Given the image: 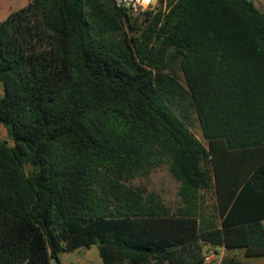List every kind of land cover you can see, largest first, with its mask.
Masks as SVG:
<instances>
[{"label": "trees", "instance_id": "obj_1", "mask_svg": "<svg viewBox=\"0 0 264 264\" xmlns=\"http://www.w3.org/2000/svg\"><path fill=\"white\" fill-rule=\"evenodd\" d=\"M11 7L0 9V124L13 141L0 139V264H61L94 245L106 264H203L221 246L264 256V11L169 0L126 30L115 0ZM166 162L175 209L128 184Z\"/></svg>", "mask_w": 264, "mask_h": 264}, {"label": "rangeland", "instance_id": "obj_2", "mask_svg": "<svg viewBox=\"0 0 264 264\" xmlns=\"http://www.w3.org/2000/svg\"><path fill=\"white\" fill-rule=\"evenodd\" d=\"M31 1L32 0H1L0 9L1 8L3 9V6L5 4L10 3L12 4L11 12H14L27 7ZM168 3L169 0H157L155 4H152L151 7L149 6L145 11L141 9H138L137 11L135 10L125 11L128 15L127 19L126 18L124 19V25L126 30H129L128 18L131 23H134L135 18L138 17L141 19L142 17H144V13L147 11L156 13L162 10V12H165L167 10ZM176 76L181 82L184 81L183 74L178 68H176ZM4 95H5L4 86L2 83H0V97H3ZM190 129L192 133L201 142L207 145V141L205 140L203 135L202 127L199 121L196 119L195 115H194L193 124L191 125ZM0 139L6 140L8 144L11 146L13 145V141L8 138L7 129L2 124H0ZM26 170L29 171L30 167L27 166ZM128 184L134 187L145 189L147 192L158 193L161 196L162 200L173 209H175L179 204V199H178L179 183L171 174L168 162L153 168L148 176L137 177L131 180ZM210 203L212 204L213 201H211ZM59 259L61 261V264H106L100 255L99 248L95 245L91 247H81L75 251L62 252L59 255ZM53 264H58V263L56 262V260H53ZM210 264H214V263H210Z\"/></svg>", "mask_w": 264, "mask_h": 264}, {"label": "crops", "instance_id": "obj_3", "mask_svg": "<svg viewBox=\"0 0 264 264\" xmlns=\"http://www.w3.org/2000/svg\"><path fill=\"white\" fill-rule=\"evenodd\" d=\"M252 1L259 10L264 11V0ZM208 256L211 257V263L214 264H264V256L248 257L246 255V248L243 247L227 249L226 247L221 246L213 248L210 250Z\"/></svg>", "mask_w": 264, "mask_h": 264}, {"label": "built area", "instance_id": "obj_4", "mask_svg": "<svg viewBox=\"0 0 264 264\" xmlns=\"http://www.w3.org/2000/svg\"><path fill=\"white\" fill-rule=\"evenodd\" d=\"M156 2L157 1H155V3ZM155 3H152V0H116V5L119 8L124 9L125 11L127 10L137 11L138 9L145 11L149 6L151 7V5ZM211 262H212L211 257L207 256L203 264H210Z\"/></svg>", "mask_w": 264, "mask_h": 264}, {"label": "water", "instance_id": "obj_5", "mask_svg": "<svg viewBox=\"0 0 264 264\" xmlns=\"http://www.w3.org/2000/svg\"><path fill=\"white\" fill-rule=\"evenodd\" d=\"M155 1H157V0H152V3H155Z\"/></svg>", "mask_w": 264, "mask_h": 264}]
</instances>
